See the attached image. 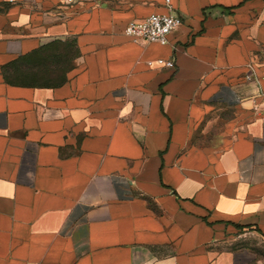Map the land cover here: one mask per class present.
Returning a JSON list of instances; mask_svg holds the SVG:
<instances>
[{"label":"crops","instance_id":"crops-1","mask_svg":"<svg viewBox=\"0 0 264 264\" xmlns=\"http://www.w3.org/2000/svg\"><path fill=\"white\" fill-rule=\"evenodd\" d=\"M169 2L0 11V264H264V0Z\"/></svg>","mask_w":264,"mask_h":264},{"label":"built area","instance_id":"built-area-1","mask_svg":"<svg viewBox=\"0 0 264 264\" xmlns=\"http://www.w3.org/2000/svg\"><path fill=\"white\" fill-rule=\"evenodd\" d=\"M165 3L169 8L171 7L169 0H165ZM181 23V18L170 11L165 13H151L143 18L129 20L124 26L123 33L131 39H142L146 42L164 45L168 42L170 33L179 27ZM153 63L162 67L174 66L172 60L162 58L147 62L148 65H152ZM250 69V73L246 76L247 80L255 77L254 70L252 68ZM255 98L264 103V89L260 87Z\"/></svg>","mask_w":264,"mask_h":264},{"label":"rangeland","instance_id":"rangeland-1","mask_svg":"<svg viewBox=\"0 0 264 264\" xmlns=\"http://www.w3.org/2000/svg\"><path fill=\"white\" fill-rule=\"evenodd\" d=\"M28 1V0H27ZM6 3H12V1L9 0H0V11H3L5 8H3Z\"/></svg>","mask_w":264,"mask_h":264},{"label":"trees","instance_id":"trees-1","mask_svg":"<svg viewBox=\"0 0 264 264\" xmlns=\"http://www.w3.org/2000/svg\"><path fill=\"white\" fill-rule=\"evenodd\" d=\"M5 6L3 8H6L8 6V3L4 4Z\"/></svg>","mask_w":264,"mask_h":264}]
</instances>
